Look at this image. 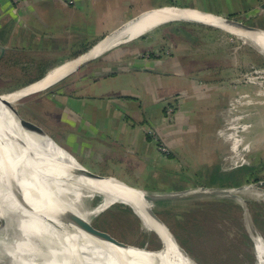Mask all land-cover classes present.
Returning a JSON list of instances; mask_svg holds the SVG:
<instances>
[{"label": "crops", "instance_id": "crops-1", "mask_svg": "<svg viewBox=\"0 0 264 264\" xmlns=\"http://www.w3.org/2000/svg\"><path fill=\"white\" fill-rule=\"evenodd\" d=\"M257 1L247 10L249 17L264 15V10L250 13L264 2ZM149 7L146 0H0V63H8L12 55L34 57L37 64L55 58L38 71L44 75ZM201 25L204 35L195 36L182 26L170 35L156 27L111 48L41 95L52 104V122L65 127L37 123L80 163L77 157L101 162L105 170L97 173L148 190L241 185L264 177V149H258L264 101L247 108L246 119L256 132L247 135L253 139L250 165L238 170L226 165L229 146L221 134L232 97L256 88L242 78L248 69L262 67V55L251 42L225 29ZM183 36L189 40L186 46ZM24 42L30 44L19 45ZM167 107L173 108L169 115ZM160 142L170 147V155L159 150ZM114 170L128 171L135 181Z\"/></svg>", "mask_w": 264, "mask_h": 264}, {"label": "bare ground", "instance_id": "bare-ground-1", "mask_svg": "<svg viewBox=\"0 0 264 264\" xmlns=\"http://www.w3.org/2000/svg\"><path fill=\"white\" fill-rule=\"evenodd\" d=\"M174 19L200 21L221 27L256 47L261 46L264 50V32H245L236 26H230L219 15L200 9L161 6L141 13L137 18L128 21L127 26L118 34H112L113 36H109L88 53L56 67L37 83L5 93L2 99L15 104L27 96L44 91L75 70L82 62L101 55L108 48L120 45L126 38L132 41L165 24V21ZM2 104L0 100V183L4 187L3 190L10 193V204L0 199V257H8L7 262L3 264H112L107 257L94 256L82 240V234H86L60 216L40 182L46 187H55L57 192L68 196L72 204L77 205L81 214L87 218L97 209H88L81 200L83 195L101 192L103 200L97 210L99 211L110 201H137V198H140L138 194L126 190L127 196H124L125 194L119 193L117 189L123 191L126 187L114 181H101L105 186L94 183L84 176L83 169L75 159L58 148L49 137L27 133L24 126L10 112L2 109ZM28 167L30 171L27 170ZM33 178L37 182L36 185ZM106 186L111 188L110 191ZM16 189L21 191L24 205L16 202L12 194ZM145 219L152 232H155L166 246L163 253L147 254L136 245L115 237L113 241L118 246H112L116 251L127 255L134 264H199L183 252L178 241L158 218L151 214L146 215ZM255 244L259 264H264L263 240H258Z\"/></svg>", "mask_w": 264, "mask_h": 264}, {"label": "rangeland", "instance_id": "rangeland-1", "mask_svg": "<svg viewBox=\"0 0 264 264\" xmlns=\"http://www.w3.org/2000/svg\"><path fill=\"white\" fill-rule=\"evenodd\" d=\"M146 2L150 3V7L145 10L173 4L208 10L223 16L235 13H237L236 16H240L241 13H243L240 17L248 23L264 25V15L257 16L252 14L250 17L247 15V13H249L247 10L255 6L258 2L257 0H146ZM135 14H138V11H135ZM181 26L186 29H191V32L195 36L207 33L204 25L194 22H169L158 27H163L162 29L165 33L172 35L174 33L173 29H183ZM178 36L182 35L178 34ZM183 38L186 46L189 40L187 37L183 36ZM29 44V42L19 43L21 46H27ZM54 59L50 57L47 60H41V64H37L36 61H39V59L34 57L26 56L25 58H15L12 55L8 63H0V93L9 92L14 89L17 90V88L19 89L31 83L33 80H36L41 76V74H38V71L40 70L42 72L50 64L49 62ZM254 69L255 67L248 69V78L254 76L255 73L252 72ZM258 69L262 70L256 75L259 76L257 78L258 82L247 81V85H254L252 87H256L254 91L253 89L247 90L248 101H264L263 65ZM66 79H68V77ZM64 80L63 82H65ZM59 85L53 86L51 89L59 87ZM44 93L46 92L41 91L17 101V108L23 116L37 120L36 122H40L44 126L50 127L55 125L54 127L63 129L65 126H61V122H52V104H50V101H47L46 97L41 96ZM234 97L235 96H233L232 99ZM65 99L67 98L61 97L60 100ZM1 107L5 111L10 112L4 104H2ZM246 112L248 113L247 110ZM59 113L61 114L60 110H58V114ZM47 117L51 118V120L47 119ZM249 122L251 126L245 136L246 139L251 142L253 150V139L247 135L249 132L253 131L254 124L250 120ZM261 128H259V130ZM256 131H258V129ZM253 132H255V129ZM262 133L264 132L262 131ZM262 138L263 143L260 144L259 150H262V148L264 149V134ZM77 158L81 163H84L86 168L92 171L103 173L105 170L102 168L103 164L101 162H94L80 157ZM113 172L122 174L130 179L129 176L131 173L128 171L122 173V171L114 170ZM130 180L135 181L134 179ZM140 186L145 188L155 187L151 185ZM81 200L88 209L98 210L102 203L103 195L99 193L93 195L86 194L85 196L83 195ZM245 200V204H242L238 199H234V201L230 202H222L216 198H200V200L185 201L182 203L178 202L173 212L160 213V216L168 228L179 236L178 242L183 250L199 264H259L255 243L258 240H263L264 243V224H262L264 220L258 217V215L256 216L253 210H251L250 202L253 200L264 205V198L256 193L248 192L245 194ZM112 202L115 203L101 208L99 211L96 210L94 214H91V220L95 223V218L97 217L101 220L105 219L108 223L106 227H103L105 230L111 232L115 237L124 242L136 245L147 254L156 255L163 253L166 246L161 241L160 237L155 232H152L151 236H146L147 232L144 226L140 228V232L136 233L138 226L136 227L135 222L132 219L130 220V215L125 213L121 207H117L123 203L116 202L115 200L110 201V203ZM185 203L187 205L189 203H195L196 205L189 208L185 206ZM181 205L183 206L181 207ZM110 208H115L113 215L106 212ZM164 210L166 211V209ZM175 213H177L178 216L175 215ZM1 223L2 221L0 218V229H2ZM12 229L14 230V227H12ZM245 232L248 233L251 240L249 245L244 236L246 234ZM7 258L8 257L5 256L0 257V264L7 262ZM8 262L10 263L11 260L9 259Z\"/></svg>", "mask_w": 264, "mask_h": 264}, {"label": "water", "instance_id": "water-1", "mask_svg": "<svg viewBox=\"0 0 264 264\" xmlns=\"http://www.w3.org/2000/svg\"><path fill=\"white\" fill-rule=\"evenodd\" d=\"M170 6L171 7H179V8H188V7H183V6H179V5H173V4H171ZM256 10H264V2H262L255 9H253V11H250V13L255 12ZM200 11H206L208 13H213L215 15H219L230 26H236V27L244 30L245 32H264V29L261 28L260 26L254 25L253 23H248L247 21H245L243 19L223 16L221 14L214 13V12L208 11V10L200 9ZM138 16H140V14H137L135 17L131 18L130 20L123 22L118 27H116L115 29H113L112 31L107 33L99 41L94 43L90 48H88V50H86L82 54H80V55H78L72 59L79 58L80 56L88 53L89 51L94 49L97 45H99L101 42L105 41L112 34L115 35L116 32L118 34L122 29H124L127 26L126 24L128 21H131L132 19L137 18ZM182 21L210 25V24H207L205 22H200V21L198 22V21L185 20V19L184 20L174 19V20H168L165 22L169 23V22H182ZM165 22H162V23H165ZM211 26H214V25H211ZM215 27H217V26H215ZM219 28H221V27H219ZM124 42H128L127 38L124 40ZM121 44H122V42H121ZM110 49L111 48L106 49L105 51L102 52L101 55H99L95 58L88 59V60L82 62L79 66H77V68L75 70L68 73L62 79L53 83L48 89H50L53 85L59 83L60 81L64 80L65 78L73 75L79 69H81L82 67L93 62L94 60H96L97 58L102 56L106 51H108ZM258 49L262 55L263 68H264V50L261 48V46H259ZM1 51H2L1 53L4 52L3 47H1ZM55 67L51 68L44 75H42L40 78L32 81L31 83H29L27 85L33 84V83H35L41 79H44ZM48 89H46L45 91H42V92H47ZM14 90L9 91V92H13ZM5 93H8V92L0 93V100L6 106V108L10 111V114H12V116L16 120H18V122L21 125L24 126V129L26 130L27 133L49 137L58 148L64 150L66 153H68V155L70 157L75 159V161L83 169L82 173L84 174V176L91 179L94 183L100 184V186H105L104 184L101 183V181L113 180L114 182H117V183L121 184L122 186L126 187V189L123 191L120 189H117L119 193H124L125 194L124 196H127L125 193L126 190H128L130 192L132 190L133 193L136 192V194H138V196L140 198H137L138 199L137 201H134V200L130 201L131 199L130 200H127V199L124 200L123 199L120 202L125 204V205L130 206L132 208V210L134 211V213L141 219V221L143 222L144 228L147 232V236H151L152 230L147 225V223L145 221L146 220L145 216L146 215L151 216V214H152V216H154L160 220V222L172 234L174 239L176 241H178L177 238L175 237L174 233L168 228V226L166 225V223L164 222V220L160 216V213L164 209L175 210L178 202L182 203L185 201L200 200V198L201 199L235 198V199H238L242 204H245V201H246L245 200V194L248 192L256 193L260 197L264 198V179L260 181V185L257 183H254V182H250V183L248 182V183L241 184L238 186H214V187L213 186H195V187L186 188V189H182V190H175V191H155V190H148V189H144V188H141L138 186L131 185L127 181H125L119 177H116L114 175L101 174V173L94 172V171L86 168L84 165H82V163H80L75 158V156L73 154H71L66 148H64L62 145H60L40 124H38L37 122L23 116L16 106L17 102L15 104H13L6 99H2V96ZM29 169H30V167H28L27 170L30 171ZM32 180L36 185L37 182L35 181V179L33 178ZM40 185H42V188L47 190V192H48L47 195H49V197L51 199V204L57 211L60 212V216L63 217V219L67 220L74 227L78 228L79 230H82V232H84L86 234V235L82 234V240L88 245V248L90 249V251H92V253L94 254L95 257H100V256L101 257H107L108 260L110 259V263H112V264H134L131 262L130 258L127 255H125L124 253L121 254L115 250L114 246L115 245L118 246V244L113 241L115 238L114 234H112L111 232H109V231L105 230L104 228L98 226L96 223H94L91 220V218H87L84 215H82L78 209V206L72 204V201H70V199H68V196L64 195L61 192H57L55 187H52V186L46 187L41 182H40ZM3 188L4 187L0 183V199L5 203H9L10 199L8 198V194L10 195V193L5 192L3 190ZM105 188H107V190H109V191L111 189L108 186H106ZM137 192H141V193H137ZM98 193L102 194L101 192H98ZM12 194L16 198V202L24 205V197L22 196L21 191L16 189V192L13 191ZM133 199H135V198H133ZM113 244H114V246H112ZM92 246H94L95 248H93ZM180 247H181V245H180ZM182 250H183V248H182ZM183 252H184V250H183Z\"/></svg>", "mask_w": 264, "mask_h": 264}, {"label": "built area", "instance_id": "built-area-1", "mask_svg": "<svg viewBox=\"0 0 264 264\" xmlns=\"http://www.w3.org/2000/svg\"><path fill=\"white\" fill-rule=\"evenodd\" d=\"M18 1V0H14ZM69 4H74L75 0H65ZM262 70L255 68L252 72L255 73L252 78H248V72L243 76L242 81L247 82L248 80L252 82H258L256 76ZM241 81V82H242ZM247 93H240L236 95L230 102L229 107V119L226 127L221 131L222 137L226 140L229 146V152L226 157L225 163L230 169H237L240 167H245L250 165V155L252 152L251 142L246 139L245 134L250 129V122L246 119L248 113L246 112L247 108L255 104L258 101H248ZM173 112V108L167 107L168 115ZM149 133L152 134L153 138L157 140L159 137L157 133L153 130H149ZM159 150L165 154L170 155L171 149L164 142L158 144Z\"/></svg>", "mask_w": 264, "mask_h": 264}, {"label": "trees", "instance_id": "trees-1", "mask_svg": "<svg viewBox=\"0 0 264 264\" xmlns=\"http://www.w3.org/2000/svg\"><path fill=\"white\" fill-rule=\"evenodd\" d=\"M236 15H237V13L231 14V15L228 14V17H235ZM86 50H88V49H86ZM85 51H83V52H85ZM263 179H264V177H257L256 180H263ZM238 185H239L238 183L231 184V186H238ZM234 199L235 198H226V199H217V200L222 201V202H225V201L230 202V201H234ZM250 204H251V206H250L251 210H253V212L256 214V216L258 215V217H261V219L264 220V205L262 203H260V202H256V201H253V200L250 202ZM194 205H196V204L195 203H192V204L189 203L188 205L186 204L185 206H188L189 208H191ZM117 207H121V209H123V211H125V213L130 215V220L132 219L135 222L136 227L138 226L136 233L140 232V228H142L144 225H143V222L141 221V219L134 213L132 208L130 206H128V205H125V204L118 205ZM113 211H115V208H113V209L110 208L106 212H108L111 215H113ZM165 212H173V210L166 209V211L163 210L161 213H165ZM175 215L178 216L177 213H175ZM95 220H96L95 223L98 226L102 227V228L106 227V225H108V223H107V221L105 219L101 220V219H99V217H97V218H95ZM262 224H264V221H263ZM245 233L246 234L244 236L246 237L247 244L249 245L251 240H250V237H249L248 233L247 232H245ZM174 235L177 238V240H179V236L175 232H174ZM146 236H147V234H146Z\"/></svg>", "mask_w": 264, "mask_h": 264}, {"label": "flooded vegetation", "instance_id": "flooded-vegetation-1", "mask_svg": "<svg viewBox=\"0 0 264 264\" xmlns=\"http://www.w3.org/2000/svg\"><path fill=\"white\" fill-rule=\"evenodd\" d=\"M40 77H41V76H40ZM40 77H39V78H40ZM37 79H38V78H37ZM65 80H66V78H65ZM65 80H64V81H65ZM33 81H34V80H33ZM62 83H63V80H62V81H60L59 83H57V84L53 85V86L55 87L56 85H59V84H61V85H62ZM53 86H52V87H53ZM52 87H51V88H52ZM51 88H50V89H51ZM245 167H247V166H245ZM242 168H244V167H240V168L233 169V170H238V169H242ZM256 179H257V178H256ZM256 179H255L254 181H252V182H254V183H257V184H259V185H260V181H261V180H256Z\"/></svg>", "mask_w": 264, "mask_h": 264}]
</instances>
